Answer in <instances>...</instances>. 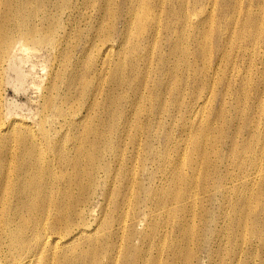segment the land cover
Instances as JSON below:
<instances>
[{
	"label": "rangeland",
	"instance_id": "rangeland-1",
	"mask_svg": "<svg viewBox=\"0 0 264 264\" xmlns=\"http://www.w3.org/2000/svg\"><path fill=\"white\" fill-rule=\"evenodd\" d=\"M241 9L249 11L234 31ZM133 10L131 41L119 45ZM201 11L208 15L197 24ZM34 15L49 19L36 23L45 28L47 40L24 41L13 66L5 62L0 69L2 128L22 120L31 136L71 146L78 134L92 138L91 128L111 133L124 110L138 130L149 121L147 127L159 132V140L148 135L159 149V168L152 165L146 143L126 145L130 137L124 132L117 145L127 147L123 162L109 158L111 171L100 187L82 183L90 186L83 195L92 212L90 228L97 219L110 221L115 190L129 193L118 178L128 176L133 164L137 170L145 167V187L157 192L159 209L139 208L128 195V223L142 218L129 226L131 239L120 244L113 237L109 250L98 242L84 261L70 263L134 264L124 259L130 249L139 255L135 264H264V0H186L183 6L179 0H159V5L157 0H0V51L15 20L30 25ZM157 15L154 39L148 34ZM107 43L115 56L104 62ZM158 91L159 114H152L145 97ZM75 112L79 117L66 118ZM255 121L261 122L257 138ZM17 129L0 138H12ZM249 166L259 172L250 173ZM193 195L195 204H186Z\"/></svg>",
	"mask_w": 264,
	"mask_h": 264
},
{
	"label": "bare ground",
	"instance_id": "bare-ground-1",
	"mask_svg": "<svg viewBox=\"0 0 264 264\" xmlns=\"http://www.w3.org/2000/svg\"><path fill=\"white\" fill-rule=\"evenodd\" d=\"M179 1L181 6H183L186 0ZM157 2L159 5V0ZM245 11L249 10L241 9L234 31L238 25L241 26L246 20L247 13ZM135 13L136 10L130 13L129 24L120 32V39L117 41L118 43L120 42L119 45H122V41H131L130 36H132L131 32L134 28L129 27V25L135 24L137 21ZM207 15L204 11L197 13V16L201 17L197 24L203 22ZM38 21L40 24L45 22L48 24L49 19L46 16L37 17L34 15L30 25L25 24L21 17L15 20L16 25L11 35L3 38L5 47L3 51H0V69H2L5 62L10 65L13 64L15 52L20 47H26L24 41L32 43L47 40L45 28L40 29L37 27L36 23ZM158 22L159 15L154 18L152 30L148 34L154 39L159 35ZM241 30L244 32L246 29L242 28ZM251 36L254 37V34L252 33ZM176 44L177 40H174L173 45ZM113 48L114 46L109 43L103 48L104 62L111 61L115 56L110 53ZM145 50H142V52ZM114 66L118 67L119 63H115ZM124 78L122 81L123 85L125 83ZM156 97L157 103L154 102ZM145 100L151 104L149 108L152 110V114H159V91L155 96L145 97ZM45 105L46 102L44 103ZM74 116L79 117V112L73 113L72 116L67 115L66 118ZM120 119V122L117 123V120H115L112 123L111 133L91 128L89 133L92 138H84L82 134H78L70 139L71 142L69 143H71V146L64 144L63 140V142L61 141L62 143L58 142L56 138L50 141L48 138L31 136V130L22 120L14 119L5 128L0 126V134L6 135H10L11 130L18 127L16 135L12 138H0V264H71V260H83L87 254L93 253L95 251H93V246L96 249L98 242L102 245L106 242L105 249L109 250L114 247L110 242L113 237H117L116 239H119L120 244L123 240L129 241L132 237V232L128 229L129 226L132 225L134 227L140 224L142 218L135 217L132 224L128 223L129 218L131 219L127 210H125L129 206L128 195H130L132 200L134 199L139 208L144 205L151 212H154V207L159 209V196L156 197L157 192L145 187L146 178L143 176L145 175V167L142 164V167L137 170L133 168L135 166L133 164V169L129 170L131 172L128 176L121 175L118 178L119 187L125 186L129 193L123 194L118 189L114 191L113 198L111 196L113 200L110 221L101 223L103 218L100 217L101 219H97L98 223L96 222L95 227H89L90 224H88L87 220L92 217V212L87 207L88 200L86 201L83 195L90 189L92 184L98 188L102 184L101 178L109 176L111 171L109 158L117 161L119 165L123 162L124 149L127 147L119 149L117 146L119 142L122 143V133L125 132L124 134L130 137L126 145L130 144L133 147L135 144L140 146L142 142L143 144L146 143V152L151 159L152 165H156L159 168V149H154L150 144L153 140L148 136H155L159 140V132L150 130L147 127L149 121L145 122L147 124H144V126L142 123V129L138 130L136 125H131L130 121L126 120L124 110L120 112ZM43 122L44 119L41 118L40 124ZM65 122L74 124L72 120H65ZM260 123V121H255L253 125L256 138L260 135ZM59 127L62 128V125H59ZM41 134L45 136V128L41 129ZM188 149L189 146L186 149L184 148L183 151ZM133 153L136 154L135 152ZM48 157L52 158L47 160L46 158ZM131 160L129 156L126 158V163ZM256 167L260 168L259 165H256ZM248 168L251 169L250 173L252 174L259 172V170L255 171L253 167L249 166ZM55 170H58V174ZM116 173L114 176H117ZM114 179L116 180V177ZM148 179L153 180L154 178L148 177ZM83 181L90 186L83 187ZM73 189L76 191H71ZM54 191H56V194ZM67 195H69L70 199L65 200L64 197H67ZM106 199L108 200V198ZM223 201H225V198ZM105 202L107 203V201ZM184 202L194 205L196 196H190ZM118 212H120V215L122 212L120 217L116 215ZM192 212L194 213V210ZM115 225H117L116 230H114ZM100 231L103 232L100 234L102 238L100 237L99 239L96 235ZM76 238H78L77 243L72 245ZM128 250L130 252V249ZM67 251L70 254H67ZM126 254L124 255L125 261L131 258L134 260V264L139 258L138 254L132 255L131 252L129 256H126ZM155 260L157 261V259Z\"/></svg>",
	"mask_w": 264,
	"mask_h": 264
}]
</instances>
